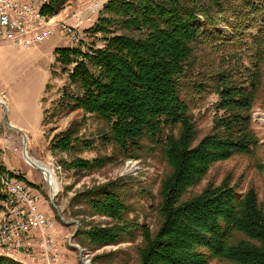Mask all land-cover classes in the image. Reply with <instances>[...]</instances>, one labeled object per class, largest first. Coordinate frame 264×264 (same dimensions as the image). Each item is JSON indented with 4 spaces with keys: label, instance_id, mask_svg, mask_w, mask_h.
I'll use <instances>...</instances> for the list:
<instances>
[{
    "label": "trees",
    "instance_id": "obj_1",
    "mask_svg": "<svg viewBox=\"0 0 264 264\" xmlns=\"http://www.w3.org/2000/svg\"><path fill=\"white\" fill-rule=\"evenodd\" d=\"M68 1L54 0L51 12ZM87 32L103 44L55 50L78 90L65 93L60 108L80 110L82 122L92 116L101 128L90 139L71 127L52 149L73 153L98 140L115 149L112 156L62 160L68 171L93 173L145 155L163 163L164 172L156 196L147 193L156 198L155 229L127 220L126 189L109 183L72 199L74 219L86 216L74 211L81 206L112 222L79 236L100 249L137 230L136 264H264V204L256 188L244 191L230 174L195 192L212 167L238 156L257 160L264 171L252 118L264 102V0H109ZM211 96L218 97L217 111L202 136L194 110ZM0 173L37 188L3 166ZM4 198L0 182V211ZM0 264L16 263L0 257Z\"/></svg>",
    "mask_w": 264,
    "mask_h": 264
},
{
    "label": "rangeland",
    "instance_id": "obj_2",
    "mask_svg": "<svg viewBox=\"0 0 264 264\" xmlns=\"http://www.w3.org/2000/svg\"><path fill=\"white\" fill-rule=\"evenodd\" d=\"M95 1L97 0H69L59 14L64 10L67 11L68 17L78 10L85 13ZM103 12L104 10L100 11L91 19H87L88 15L85 16L80 26L84 35L80 46L70 43L69 38L58 40L56 37L37 48L17 49L9 41H3L0 48V101L8 106L9 123L13 120L23 124L26 123L25 119L29 122L31 133H26L28 155L33 161L42 163L52 170L58 186L55 206L51 202V186L46 176L31 167L24 159L22 135L4 125L5 109L1 106L0 166L36 185L37 188L33 190L41 196L39 210L56 223V231L59 234L58 245L63 255L60 264H136L138 262L137 248L142 239L137 230L122 236L117 244H107L100 249L95 248L91 238L88 237L87 240L85 235L79 236L82 232L88 235L92 227L99 229L112 224L107 217L100 215L91 217L86 213L88 210H84L81 206L75 207L74 211H84L86 216L74 219L70 215L72 199L85 190L109 183L123 185L129 204L126 219H136L139 225L148 224L152 229L157 226V214L151 207L156 204V198L153 200L149 196L153 197L157 194L159 177L164 172L163 163L162 165L154 163L150 160L152 158L146 161L143 155V159H127L123 163L118 161L93 173L68 171L62 167V160L70 161L72 157L91 160L97 156H112L116 155L115 149L112 146H101L99 140L96 141L94 148L84 150L79 146L81 150L73 153H62L52 149L54 138L66 133L71 127V130L78 131L80 136L84 135L90 139H92L90 135L96 134L101 128L100 122L92 116H86V122H82L84 113L80 110L66 114L60 108L65 99L69 98L64 94L68 93L70 96L78 90L71 83L69 71H64L63 65L57 62L60 54L55 50L67 47H82L86 50L92 45H102L100 35H93L87 31ZM217 103L218 97L211 96L204 105H198L194 110L195 121L202 136L212 128V118L217 111ZM14 106H24L28 109L21 112ZM252 118L254 130L261 144L264 145L263 101H259L254 107ZM260 157H264V151L259 159ZM256 161L238 156L227 162L218 163L212 167L208 177L195 189V192H201L208 183L220 185L228 175L232 174L233 184H241L244 191L255 187L264 204V171L256 168ZM80 239H83L85 246L79 242ZM14 263L19 264L15 261ZM37 264L41 263L37 262Z\"/></svg>",
    "mask_w": 264,
    "mask_h": 264
},
{
    "label": "built area",
    "instance_id": "obj_3",
    "mask_svg": "<svg viewBox=\"0 0 264 264\" xmlns=\"http://www.w3.org/2000/svg\"><path fill=\"white\" fill-rule=\"evenodd\" d=\"M54 0H0V48L3 41L17 49L37 48L53 38H69L78 45L80 28L104 10L107 1H95L85 13L62 18L51 12ZM82 14V15H81ZM5 198L0 211V257L19 264H60L62 253L56 223L39 210L41 196L24 182L0 173Z\"/></svg>",
    "mask_w": 264,
    "mask_h": 264
},
{
    "label": "water",
    "instance_id": "obj_4",
    "mask_svg": "<svg viewBox=\"0 0 264 264\" xmlns=\"http://www.w3.org/2000/svg\"><path fill=\"white\" fill-rule=\"evenodd\" d=\"M0 106L1 107H3L4 109H5V114H4V125L8 128V129H11V130H14V131H16V132H18L19 134H21L22 135V137H23V156H24V159H26V161L31 165V167H33L34 169H36V170H38V171H41V172H43L44 174H45V176H46V180L48 181V183H49V181H50V175H48L47 174V172H44L43 170H42V167H40L38 164H40L39 162H36V161H33L31 158H30V156L28 155V151H27V143H28V141H27V135H26V133L24 132V131H22L21 129H19V128H17V127H15V126H13V125H11L10 123H9V120H8V113H9V111H8V106L5 104V103H3V102H1L0 101ZM51 190V189H50ZM56 195L57 194H55L54 193V190L52 189L51 190V202H52V204L55 206V198H56ZM74 248H77L76 246H73Z\"/></svg>",
    "mask_w": 264,
    "mask_h": 264
},
{
    "label": "crops",
    "instance_id": "obj_5",
    "mask_svg": "<svg viewBox=\"0 0 264 264\" xmlns=\"http://www.w3.org/2000/svg\"><path fill=\"white\" fill-rule=\"evenodd\" d=\"M59 14V13H58ZM62 18H65L68 14H67V11L66 10H64L62 13H60L59 14ZM59 40V39H58ZM14 108L17 110V111H25L26 109H28V108H26V107H24V106H22V107H15L14 106ZM11 110H12V108L10 107V112H11ZM34 110H35V108H34ZM11 120V119H10ZM25 122L26 123H23V124H20V123H18L17 121H13V120H11V122H10V124L11 125H13V126H15V127H17V128H19V129H21L22 131H24L25 133H27V134H29V133H31V130H30V128H29V122L27 121V119H25Z\"/></svg>",
    "mask_w": 264,
    "mask_h": 264
},
{
    "label": "bare ground",
    "instance_id": "obj_6",
    "mask_svg": "<svg viewBox=\"0 0 264 264\" xmlns=\"http://www.w3.org/2000/svg\"><path fill=\"white\" fill-rule=\"evenodd\" d=\"M26 160V159H25ZM27 162V161H26ZM28 163V162H27ZM29 164V163H28ZM30 165V164H29ZM40 167H42V170L44 172H47L48 175H50V181H49V184L51 186V190L53 189L54 190V193L57 194L58 192V186L54 180V177H53V173H52V170L50 168H48L46 165L40 163L38 164ZM31 166V165H30ZM43 173V172H42ZM45 175V174H44Z\"/></svg>",
    "mask_w": 264,
    "mask_h": 264
}]
</instances>
